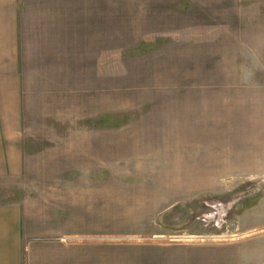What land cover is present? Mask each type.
<instances>
[{"label": "rangeland", "instance_id": "374dc122", "mask_svg": "<svg viewBox=\"0 0 264 264\" xmlns=\"http://www.w3.org/2000/svg\"><path fill=\"white\" fill-rule=\"evenodd\" d=\"M17 5L30 126L99 134L92 158L33 145L0 201L68 228L86 264H264V0Z\"/></svg>", "mask_w": 264, "mask_h": 264}, {"label": "crops", "instance_id": "0c3cea01", "mask_svg": "<svg viewBox=\"0 0 264 264\" xmlns=\"http://www.w3.org/2000/svg\"><path fill=\"white\" fill-rule=\"evenodd\" d=\"M22 29L17 0H0V188L30 173V160L36 156L30 151L39 141L45 144L44 157H53L52 145L62 143L63 156L71 157V150L77 149V156L87 155L85 159L95 157L87 151L99 134L95 128L30 126L29 120L36 117L31 88L39 80L25 75L29 43ZM69 235L68 228L39 223L27 199L0 201V264H86L85 245L71 242Z\"/></svg>", "mask_w": 264, "mask_h": 264}]
</instances>
